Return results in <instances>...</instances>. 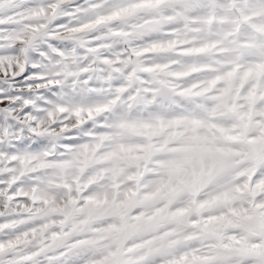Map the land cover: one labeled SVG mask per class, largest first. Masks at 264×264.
<instances>
[{
	"label": "snow or ice",
	"instance_id": "snow-or-ice-1",
	"mask_svg": "<svg viewBox=\"0 0 264 264\" xmlns=\"http://www.w3.org/2000/svg\"><path fill=\"white\" fill-rule=\"evenodd\" d=\"M0 264H264V0H0Z\"/></svg>",
	"mask_w": 264,
	"mask_h": 264
}]
</instances>
